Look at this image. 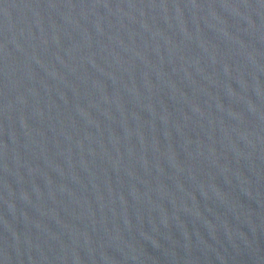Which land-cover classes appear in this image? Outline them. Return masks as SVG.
I'll return each instance as SVG.
<instances>
[{"label": "water", "instance_id": "obj_1", "mask_svg": "<svg viewBox=\"0 0 264 264\" xmlns=\"http://www.w3.org/2000/svg\"><path fill=\"white\" fill-rule=\"evenodd\" d=\"M0 264H264V0H0Z\"/></svg>", "mask_w": 264, "mask_h": 264}]
</instances>
